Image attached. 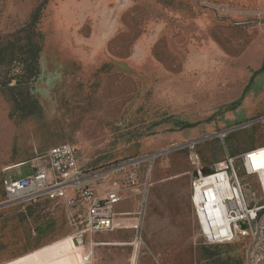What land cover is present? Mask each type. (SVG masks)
<instances>
[{
	"label": "rangeland",
	"instance_id": "rangeland-1",
	"mask_svg": "<svg viewBox=\"0 0 264 264\" xmlns=\"http://www.w3.org/2000/svg\"><path fill=\"white\" fill-rule=\"evenodd\" d=\"M50 1L38 22L39 76L31 80L19 56L0 68V263L74 237L75 207L9 201L2 186L4 175L25 176L33 159L70 142L90 172L135 161L151 169L137 264H247L245 243L201 236L191 157L207 166L264 144V0ZM42 3L0 0V43L26 51L22 29ZM117 209L133 213L139 201ZM92 237V264H132L134 229ZM74 240L81 255L90 248Z\"/></svg>",
	"mask_w": 264,
	"mask_h": 264
},
{
	"label": "built area",
	"instance_id": "built-area-1",
	"mask_svg": "<svg viewBox=\"0 0 264 264\" xmlns=\"http://www.w3.org/2000/svg\"><path fill=\"white\" fill-rule=\"evenodd\" d=\"M191 160V202L205 243H245L247 264H264V144L207 166L198 154ZM32 161L29 174L3 176L6 196L9 201L44 198L75 207L72 218L77 231L73 236L86 238L90 246L82 253L79 264L93 262L98 242L92 234L117 228L134 229L132 244L134 251H140L152 185L151 169H142L141 163L135 161L129 166L90 172L85 169L77 146L70 142L54 146ZM128 167L131 168L124 180L114 179L116 172ZM105 182L111 185L100 191L99 184ZM132 197L139 201L137 211L117 209Z\"/></svg>",
	"mask_w": 264,
	"mask_h": 264
},
{
	"label": "trees",
	"instance_id": "trees-1",
	"mask_svg": "<svg viewBox=\"0 0 264 264\" xmlns=\"http://www.w3.org/2000/svg\"><path fill=\"white\" fill-rule=\"evenodd\" d=\"M49 0H43V3L41 6H39L34 13L32 14V18L29 22V24L22 29V32L24 36L21 38V40H25V46L26 51L22 53L16 52V40H10L6 45L0 43V68L11 64L14 62V60H17V56L20 58L23 57V60H19L20 63L24 64L28 71H29V78L31 80L36 79L39 76L40 73V53L43 50L44 46V33L38 28V22L41 17L42 8L47 5ZM12 79H17V84L21 85L23 81L20 78V75H16ZM33 103H35V106H38L40 108V104L38 100H33ZM27 108V106H26ZM27 109H31L30 106H28ZM24 110V108H23Z\"/></svg>",
	"mask_w": 264,
	"mask_h": 264
},
{
	"label": "bare ground",
	"instance_id": "bare-ground-1",
	"mask_svg": "<svg viewBox=\"0 0 264 264\" xmlns=\"http://www.w3.org/2000/svg\"><path fill=\"white\" fill-rule=\"evenodd\" d=\"M255 57L256 53L253 51L250 59L254 60ZM80 250L81 246L74 240V237H69L36 250L17 260L18 262L15 261V264H79L82 259ZM137 261L138 252L135 251L132 264H137Z\"/></svg>",
	"mask_w": 264,
	"mask_h": 264
},
{
	"label": "crops",
	"instance_id": "crops-1",
	"mask_svg": "<svg viewBox=\"0 0 264 264\" xmlns=\"http://www.w3.org/2000/svg\"><path fill=\"white\" fill-rule=\"evenodd\" d=\"M68 0H51L50 2L53 3L55 6H57L56 4H60V6L63 5V3H66ZM73 0H70V2L68 4H72ZM62 3V5H61ZM67 4V3H66ZM59 6V5H58ZM258 38H260V40L258 41L257 44L261 45V49L260 52H262L264 50V31L261 32V34L258 35ZM256 44V45H257ZM104 189V188H103ZM102 189V190H103ZM99 190H101V188L99 187ZM191 191V189H190Z\"/></svg>",
	"mask_w": 264,
	"mask_h": 264
}]
</instances>
